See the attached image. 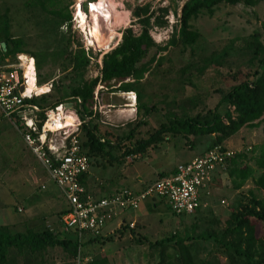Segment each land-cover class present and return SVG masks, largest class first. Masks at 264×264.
I'll return each instance as SVG.
<instances>
[{
	"label": "rangeland",
	"instance_id": "rangeland-1",
	"mask_svg": "<svg viewBox=\"0 0 264 264\" xmlns=\"http://www.w3.org/2000/svg\"><path fill=\"white\" fill-rule=\"evenodd\" d=\"M80 0H70L67 6L70 17L74 12V3ZM121 3L123 11L129 13L126 24L118 26L116 31L131 26L134 33H138L139 25L131 17L130 11L135 5L148 3L150 9L158 13L157 8L166 7L164 15L166 23L161 26H152L149 34L155 43L163 45L171 35L173 28L177 25L176 19L180 5L184 0H115ZM29 0H0V35H3L4 13L8 20L7 32L9 35L20 37L22 46L29 52L41 53L44 50V37L41 35L37 24L36 9L27 4ZM88 16V11L84 12ZM89 22V21H88ZM264 22V0H258L253 6L242 3L230 5L226 3L217 4L211 14L200 12L189 20L190 27L199 33L197 41L184 50L180 46L170 47L165 54L161 64L152 68L149 74H144L137 89L141 91V102L147 106L155 103L158 110H151L148 115L142 112L135 114L136 101L132 103V94L126 92H110L103 84L99 83L94 88L95 111L92 119L98 121L102 126L109 127L118 133H125L129 126L127 123L143 116L145 124L138 128V135H144L145 131L156 127L164 119L163 112L167 109L165 102L174 98L177 100L195 95L200 102L195 110L202 104L212 107L219 98V90H226L232 83L230 76L236 69L245 71L248 58L251 56L250 47L247 43L251 41V34L257 32L259 41L264 44L263 27ZM91 24V22H90ZM93 25V24H92ZM70 23V38L74 44L84 45L83 33L74 30ZM177 27V26H176ZM82 28V27H81ZM66 31L65 28H61ZM120 38L113 36L108 42V48H100L93 44L90 48L89 65L86 69L85 78H90L98 73L101 55L113 48ZM1 54V43H0ZM34 58V57H33ZM12 61L10 57H5ZM209 61L204 70L198 74L195 66L203 61ZM251 69L256 61L249 62ZM35 66V62H34ZM186 67L181 73V69ZM35 72L47 80L48 85L61 77L62 72L58 67V60L50 56L41 60L39 68L35 66ZM45 86V85H44ZM64 87V86H63ZM66 89L64 88V90ZM158 100H164L158 102ZM226 106L219 107L222 113ZM194 110V111H195ZM264 116V113H263ZM88 119V117H86ZM261 121L256 127H241L236 133L222 142V145L233 150L243 151L250 146L248 151H243L247 158L243 164L254 169V175L259 169L254 164L256 147L264 140V131ZM80 136L83 138V135ZM165 139L157 145L149 147L142 154L128 155L123 161H105L106 156H89L88 180L95 187H108L117 189L126 187L134 190L132 186L143 187L152 183L158 176L170 172L175 164L184 162L194 155H200L209 136H201L194 140L193 146L184 139L172 137L165 134ZM186 142V143H185ZM225 146V147H226ZM117 155L115 150H111ZM0 172L13 174V180H5V184L11 185L10 189H4L0 194V223L3 220L23 219L27 216L29 204L37 203L48 191H58L49 179L46 169L32 155L24 144L18 130L12 121L3 117L0 113ZM220 173V174H219ZM219 179H215L210 187V193L202 198L205 206L191 214L174 215L170 212L164 200L155 198L156 208H146L148 200L140 202L134 212H128V218L136 219L133 228L125 227L116 229L108 237L105 250L112 253V260L117 264H156L158 259V248H154L151 242L174 234V241L178 245L187 242L186 236L196 235L208 229H221L229 212L237 206L238 200L244 202L248 190H252L257 197L264 196V190L254 188L250 178L239 189H232L230 179L225 171L219 172ZM44 185L41 188L40 185ZM222 200V202H220ZM150 203V202H149ZM16 206H21L23 211H16ZM66 201L62 195L59 197L58 208H64ZM44 215V212L41 215ZM115 227V222L108 223L104 231ZM264 229V226L262 227ZM59 236H66L61 227L57 229ZM70 235V234H68ZM166 243V242H165ZM192 248L196 251L198 259H207L210 264L223 263L222 255L216 253L212 240H192ZM167 259L176 264L172 254L177 251V245L167 242L164 247ZM220 260V261H219Z\"/></svg>",
	"mask_w": 264,
	"mask_h": 264
},
{
	"label": "trees",
	"instance_id": "trees-1",
	"mask_svg": "<svg viewBox=\"0 0 264 264\" xmlns=\"http://www.w3.org/2000/svg\"><path fill=\"white\" fill-rule=\"evenodd\" d=\"M257 1L184 0L176 19L177 27L173 28L170 37L163 45L153 41L149 30L152 26L161 27L166 23L163 17L167 13V8H157L158 13L155 15V10L150 9L148 3L135 5L130 15L139 25L138 33H134L131 26L124 27L120 31L117 44L101 55L98 73L93 77L85 78L90 52L88 55L79 43L74 44L70 38V12L67 9L70 0H29L27 4L36 9L35 15L39 19L36 22L44 37V51L29 53L34 57L37 69L41 60L48 55L51 59L58 60V67L62 72L55 83L51 81L49 92L34 96L31 101L40 107H45L69 98L78 99L74 109L82 120L80 131L83 138L80 134L79 138L82 151L88 157L106 156L105 161L108 163L121 162L128 155L142 154L147 148L157 145L166 138L165 134L184 139L190 146H193L194 140L199 137L209 136L210 139L200 153L202 154L213 145H222L224 140L241 127H256L261 121L264 122V44L259 41L258 33H252L251 41L247 43L251 51L248 61H256L254 68L251 69L247 62L248 67L245 71L236 69L230 76L232 83L228 88L217 89L220 93L219 98L212 107L202 104L198 110H195L200 103L195 95L180 100L172 98L168 102L158 100V102L164 101L167 105V109L163 112L164 119L156 127L145 131L144 135H138L137 131L141 124H145L143 116L148 115L151 110L158 109L155 103L147 106L141 102L142 94L137 86L145 73L147 76L152 68L161 64L165 55L160 54L161 52L167 51L171 46H180L184 50L197 41L199 33L190 27L189 20L196 17L198 13L204 11L211 14L219 3L230 5L242 3L253 6ZM2 18L0 62L7 56L13 60L17 52H28L23 48L20 37L9 35L7 32L8 20L4 13ZM62 27H65L66 31H62ZM262 27L264 40V22ZM208 63L209 61L206 60L199 66H195L196 73L200 74ZM186 67L181 69V73ZM36 79L37 87L44 86L47 81L42 79L38 72ZM99 83L110 92H134L137 103L135 114L142 112L143 116L127 123L129 128L125 133H118L92 119L95 114V111H92L94 88ZM64 88L65 92L62 91ZM222 105L226 108L221 113L219 107ZM86 117H88L87 120H85ZM262 130L264 131V125ZM255 149L254 164L259 169L256 175L251 166L243 164L247 158L243 151L235 153L227 160L224 171L230 179L232 189L241 188L250 178L254 188L264 190V140ZM111 150H115L117 155H113ZM84 177L85 173L79 176L80 183ZM247 192L246 200L244 202L238 200L237 206L229 212L223 228L208 229L196 235L186 236L187 242L180 245L173 240L174 234L151 242L150 245L158 248L156 264H172L164 250L167 242L177 245V251L172 254L176 264H210L207 259L196 257V251L191 245L192 240L195 239L212 240L216 253L222 255L224 260L223 263L219 260V264H264V229L262 228L264 226V196L257 197L250 189ZM124 228L125 226L122 225V229ZM99 238L98 236L88 237L81 244L98 241ZM77 245V240L71 234L59 237L57 231L48 229L11 234L0 225L1 264H11L5 261L9 247H14L18 253L27 249L33 254L39 253L43 248L54 246L62 248L68 256V261L57 264H71L70 259ZM89 264L109 263L104 256L97 255L92 257Z\"/></svg>",
	"mask_w": 264,
	"mask_h": 264
},
{
	"label": "built area",
	"instance_id": "built-area-1",
	"mask_svg": "<svg viewBox=\"0 0 264 264\" xmlns=\"http://www.w3.org/2000/svg\"><path fill=\"white\" fill-rule=\"evenodd\" d=\"M90 4L88 0L75 2L70 17L74 30L83 33L82 48L88 55L94 43L88 38V29L81 28L79 14H75L79 11L84 14ZM36 81L32 55L17 52L12 61L3 59L0 62V113L12 121L26 147L46 169L49 179L66 201V208L59 214L58 221L62 232L73 235L78 242L71 264H89L92 256L84 251L81 243L88 237L101 236L108 223L117 220L118 227L133 228V220L120 221V217L136 210L145 199L164 200L174 215L191 214L205 206L201 199L209 195L215 173L224 171L227 160L241 152L220 144L213 145L202 154L175 164L171 172L158 176L140 189L123 187L95 196L79 181V176L88 170L89 159L82 151L79 138L82 120L74 109L78 99L69 98L52 106L40 107L31 101L32 97L40 95L34 89ZM30 83L32 88H28ZM44 84L48 91L50 84ZM128 93L132 94L134 103V92ZM249 149L250 146H246L243 151ZM17 210L21 208L17 207Z\"/></svg>",
	"mask_w": 264,
	"mask_h": 264
},
{
	"label": "crops",
	"instance_id": "crops-1",
	"mask_svg": "<svg viewBox=\"0 0 264 264\" xmlns=\"http://www.w3.org/2000/svg\"><path fill=\"white\" fill-rule=\"evenodd\" d=\"M224 142H227V141L225 140ZM192 157L188 158L187 160L191 159ZM218 173L219 172L215 173L212 182L215 179L216 180L219 179L220 173L219 174ZM87 174H88V170L85 172V177L83 181H81L82 182L81 185L91 194L95 196H101V195L112 193L113 191L116 190V189L115 190L108 189V187H95L94 185H91L90 180H88ZM13 177H14L13 174H7V173L0 172V194L4 192V189L11 190V185L5 184L4 181L13 180ZM211 185H213V183ZM40 187L44 188L45 186L42 184L40 185ZM132 187H134V190L142 188V187H138L135 185ZM60 195H62V193L59 190V188H58V191L56 192H53L52 190H50L44 196H42L37 201V203L29 204V210L25 218L23 219L13 218L9 220L7 218V220H3L4 222L0 223V225L4 226L8 230V232H10L11 234L26 233L27 231H41L42 229L57 231V229L60 227V223L58 221L59 214L66 208V206L63 209L62 208L60 209L57 207ZM145 200H148V203H146L145 205L147 209L156 208L154 199H145ZM17 207L21 208L20 211H23V208L21 206H16V211H18ZM200 208L201 207L197 208L196 210H194V212H196ZM42 212H44V215L43 214L41 215ZM130 212H134V211H130ZM127 213L128 212H125L122 214V216L120 217V221L121 219H124V221L126 222L133 220L135 223L136 219L128 218ZM114 222H115L114 228L109 229L108 231H104L105 227H107L108 224L103 228L102 235L99 236L100 238L98 241L89 242V243H85L84 245H82L84 251L91 254L92 257L97 256V255L104 256L107 259L109 264H117V263H115L112 260V256H113L112 253H109V251L105 250L104 245L105 243L109 242L108 240L109 238L107 239V242L106 240L103 241V238L108 237L116 229L120 228L117 226L118 221L115 220ZM124 226L127 227L126 225ZM129 231L131 232L132 230H129ZM65 260L68 261V256L66 254V251L62 250V248H60L59 246L46 247L40 250L39 253H33V254L30 253L27 249H23L21 253H18L16 252L14 247H9L7 249V255L5 257V261L10 262L11 264H23V263L25 264H35V263L57 264L59 262L62 263Z\"/></svg>",
	"mask_w": 264,
	"mask_h": 264
},
{
	"label": "bare ground",
	"instance_id": "bare-ground-1",
	"mask_svg": "<svg viewBox=\"0 0 264 264\" xmlns=\"http://www.w3.org/2000/svg\"><path fill=\"white\" fill-rule=\"evenodd\" d=\"M90 2L88 16L80 11L75 15L78 16L79 14L80 26L84 27L85 31L88 29V38L96 46L106 49L108 48V42L113 36L118 35V38H120V31H116L115 28L126 24L127 20H129V13L123 11L121 3L115 0H93ZM32 87L33 84L30 83L28 88ZM34 89L40 95L47 91L46 85L42 87L35 85ZM68 120L69 117H67Z\"/></svg>",
	"mask_w": 264,
	"mask_h": 264
}]
</instances>
